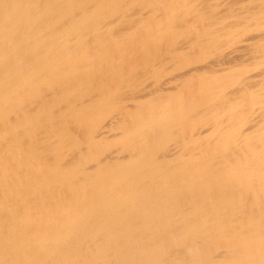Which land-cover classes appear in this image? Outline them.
Wrapping results in <instances>:
<instances>
[{
    "label": "bare ground",
    "instance_id": "6f19581e",
    "mask_svg": "<svg viewBox=\"0 0 264 264\" xmlns=\"http://www.w3.org/2000/svg\"><path fill=\"white\" fill-rule=\"evenodd\" d=\"M257 31L264 0H0V264H264Z\"/></svg>",
    "mask_w": 264,
    "mask_h": 264
},
{
    "label": "rangeland",
    "instance_id": "374dc122",
    "mask_svg": "<svg viewBox=\"0 0 264 264\" xmlns=\"http://www.w3.org/2000/svg\"><path fill=\"white\" fill-rule=\"evenodd\" d=\"M213 1H214V0H213ZM216 1H217V0H215V2H216ZM225 1H227V0H225ZM228 1H230V0H228ZM237 1H238V0H237ZM188 2H190V0H188ZM239 2H240V1H239ZM212 3H213V2H212ZM230 3H231V2H230ZM235 3H236V0H235ZM216 4H217V3H216ZM232 4H233V1H232ZM187 5H188V4H186V7H187ZM227 5H228V6L230 5L229 2H227V4H226V8L228 9V6H227ZM217 6H218V5H217ZM217 6L215 5L213 9H214V10L217 9ZM162 7H163V5H162ZM220 7H224V5H223V6H220ZM220 7H219L218 9H220ZM247 7H248V6H247ZM247 7H246V8H247ZM244 8H245V7H244ZM244 8L241 10V11H243V13H244V10H245ZM223 9H224V8H223ZM221 10H222V9H221ZM219 11H220V10H219ZM222 13H223V12H222ZM222 13H221V14L218 13L219 16L222 15ZM224 13H225V12H224ZM213 14H214V13H213ZM215 14H217V13H215ZM223 15H225V14H223ZM223 15H222V16H223ZM216 16H217V15H216ZM222 16H220V17L222 18ZM214 17H215V16H214ZM220 17H219V19H221ZM208 18H209V22L212 23L211 14L209 15ZM215 18H216V17H215ZM210 19H211V20H210ZM211 23H210V24H211ZM214 23H217V20H216V22H214ZM218 23H219V20H218ZM227 23H228V22H227ZM177 25H179V24H176L175 26H177ZM216 25H217V24H215V26H216ZM222 25H223V24H222ZM225 25H226V24H225ZM205 27H207V26H204L203 28L201 27L198 31L201 32V30H202V29L204 30ZM221 28H222V29H221ZM221 28H220V30H222V31H223V29H225V28H223V27H221ZM213 29L216 30V28H213ZM171 30H172V31H171ZM171 30H170V31H171L170 34L173 35V33H174V34L176 33V34L178 35L177 32H179V29L175 30V28H174V29L171 28ZM203 30H202V31H203ZM214 30H213V31H214ZM174 31H175V32H174ZM181 31H184V30L181 29ZM209 31L211 32L212 29H211V30H208V29H205V30H204V32H209ZM252 31H253V32H251V30H250V32H249V31H248V32L246 31V32H245V34H246L245 36L248 37L250 34H251V35H254L256 31H255V30H252ZM172 32H173V33H172ZM186 32H188V30H187ZM214 32H215V31H214ZM226 32H228V31H226ZM257 32H259V31H257ZM181 33H182V32H181ZM184 33H185V31H184ZM211 33H212V32H211ZM252 33H253V34H252ZM259 33H260V32H259ZM261 33L264 35L263 32H261ZM261 33H260V34H261ZM170 34H169V35H170ZM185 34H186V33H185ZM185 34L182 35V36H181V35H180V36H179V35H178V36H175V38L178 37V38H176V40H177L176 45L179 44L178 46H182V45H183V42L186 43V42L189 40V39H188V40H187V39H186V40H183V39H185L186 36H187V34H186V35H185ZM248 34H249V35H248ZM260 34H259V36L262 35V34H261V35H260ZM251 35H250V36H251ZM173 36H174V35H173ZM184 36H185V37H184ZM245 36H243V38H245ZM180 38H181V39H180ZM182 38H183V39H182ZM187 38H188V37H187ZM260 38H261V37H260ZM260 38L257 39V42L260 41V40H259ZM261 39H262V38H261ZM180 40L182 41L181 43H180ZM178 42H179V43H178ZM242 42H243V41H242ZM242 42H241V43H242ZM239 43H240V42H239ZM241 43H240V44H241ZM234 44H235V43H234ZM234 44H233L232 46H234ZM118 47H119V45H118ZM96 49H97V46H96ZM218 55H219V58H218L219 60H221V57H222V56L224 57V55H221V56H220V54L217 53L216 56H218ZM247 55L250 57L252 54L248 53ZM249 57L244 58V60H243L244 63H248V64H250V62L246 61V59L249 60V61H251L252 59H254V58L249 59ZM128 59L131 60L130 58H128ZM131 61H132V60H131ZM190 65H191V64H190ZM188 66H189V65H188ZM190 68H191V66H190ZM188 69H189V67H188ZM128 75H129V74H128ZM151 76H152V75H151ZM155 77H156V76H155ZM155 77H153V78L151 77V78L153 79L152 81H154ZM128 87H129V84H128ZM133 87H134V86H133ZM129 90H130V93L132 94L131 89H129V88H128V91L126 90L127 93L129 92ZM126 91H125V94H127ZM130 93L127 94V95H131ZM122 95H123V94H122Z\"/></svg>",
    "mask_w": 264,
    "mask_h": 264
}]
</instances>
